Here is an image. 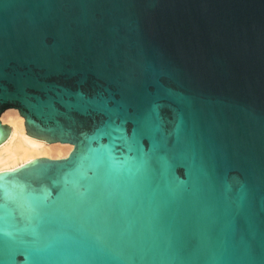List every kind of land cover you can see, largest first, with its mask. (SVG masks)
<instances>
[{
    "label": "water",
    "instance_id": "water-1",
    "mask_svg": "<svg viewBox=\"0 0 264 264\" xmlns=\"http://www.w3.org/2000/svg\"><path fill=\"white\" fill-rule=\"evenodd\" d=\"M14 110L73 148L0 172L4 264H264V0H0V145Z\"/></svg>",
    "mask_w": 264,
    "mask_h": 264
},
{
    "label": "snow or ice",
    "instance_id": "snow-or-ice-1",
    "mask_svg": "<svg viewBox=\"0 0 264 264\" xmlns=\"http://www.w3.org/2000/svg\"><path fill=\"white\" fill-rule=\"evenodd\" d=\"M161 105L152 104L150 105L140 116L136 118V127L134 129L133 135H128L126 125L129 122L130 117L128 115H122L119 111L112 113L109 117V123L111 125V130L109 131V136L115 134V139L117 141H123L120 146V150L124 153L123 160H112L111 154L109 156L110 164L113 167H125L127 166L129 170L135 168L137 171L146 169L150 162V157L147 153H144L139 147L141 138L145 132H151L153 129L163 130L164 120L160 114ZM138 153V155H134ZM39 213L37 212V218ZM35 238L38 240L43 236V230H38L34 232ZM15 235L6 231L2 224H0V244L7 245L9 240H14ZM41 250L36 249L37 255L35 258L29 256L28 259L33 261V264H43V257L39 255ZM0 264H4L3 260H0Z\"/></svg>",
    "mask_w": 264,
    "mask_h": 264
},
{
    "label": "bare ground",
    "instance_id": "bare-ground-1",
    "mask_svg": "<svg viewBox=\"0 0 264 264\" xmlns=\"http://www.w3.org/2000/svg\"><path fill=\"white\" fill-rule=\"evenodd\" d=\"M1 119L14 129L11 141L0 145V172L17 168L39 157H64L73 148L71 144L49 143L30 136L18 110L5 112V118Z\"/></svg>",
    "mask_w": 264,
    "mask_h": 264
},
{
    "label": "rangeland",
    "instance_id": "rangeland-1",
    "mask_svg": "<svg viewBox=\"0 0 264 264\" xmlns=\"http://www.w3.org/2000/svg\"><path fill=\"white\" fill-rule=\"evenodd\" d=\"M4 123H6V122H4ZM8 124V123H7Z\"/></svg>",
    "mask_w": 264,
    "mask_h": 264
}]
</instances>
